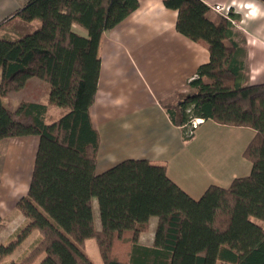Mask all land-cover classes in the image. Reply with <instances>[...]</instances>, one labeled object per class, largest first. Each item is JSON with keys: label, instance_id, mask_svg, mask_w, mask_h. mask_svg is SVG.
Returning <instances> with one entry per match:
<instances>
[{"label": "trees", "instance_id": "1", "mask_svg": "<svg viewBox=\"0 0 264 264\" xmlns=\"http://www.w3.org/2000/svg\"><path fill=\"white\" fill-rule=\"evenodd\" d=\"M162 2L177 11L176 30L209 51V60L164 108L170 121L183 131L192 117L252 128L243 151L250 172L225 187L209 185L197 199L168 177L161 162L128 159L96 174L99 135L89 108L101 36L138 1L27 0L0 20H40L29 34L0 38V140L37 135L38 144L28 193L16 202L25 222L0 243V262L36 230L28 252L8 264H33L40 256L37 264H95L82 249L87 238L95 239L102 264H264V225L257 222L264 224V83L241 81L244 51L232 22L239 15L230 10L229 18L211 19L201 0ZM31 77L49 84V105L66 109L56 119L46 122L45 103L21 102L12 109L2 103ZM151 217L153 239L144 244Z\"/></svg>", "mask_w": 264, "mask_h": 264}, {"label": "crops", "instance_id": "2", "mask_svg": "<svg viewBox=\"0 0 264 264\" xmlns=\"http://www.w3.org/2000/svg\"><path fill=\"white\" fill-rule=\"evenodd\" d=\"M20 1L27 0H0V20L20 8ZM137 1L129 15L101 36L96 95L89 108L90 121L99 135L95 173L128 159L161 162L168 177L197 199L209 185L225 187L233 178L250 172L251 163L243 151L254 130L206 119L190 138H184L183 127L173 124L164 108L185 89L197 67L209 60L208 47L176 30L177 11L166 8L162 0ZM201 1L209 7L211 19L228 17L216 13L215 5L239 15L232 22L244 51L241 81L264 83V0ZM76 32L85 34L82 28ZM37 144V135L0 140L2 220L15 211L16 200L28 193ZM20 171L29 178L27 188L19 194L13 186L19 176L8 173ZM16 212L18 224H22L25 218ZM141 239L150 244L144 235Z\"/></svg>", "mask_w": 264, "mask_h": 264}, {"label": "rangeland", "instance_id": "3", "mask_svg": "<svg viewBox=\"0 0 264 264\" xmlns=\"http://www.w3.org/2000/svg\"><path fill=\"white\" fill-rule=\"evenodd\" d=\"M20 3L23 5L25 2L20 1ZM216 7L221 8V9L218 10V9H216ZM223 8H224L223 6H217V5L213 6V10L216 13H220ZM229 16L226 18H229ZM39 27H40V20L39 19H34V20L28 22V21L23 20L20 17H14L13 19L6 21L0 25V38L10 39V40L16 39L18 37H22L25 34H29V33L33 32L35 29H37ZM79 28H81V27H79L78 25L73 26V29L75 31L79 30ZM48 92H49V84L47 82H44V81H42L36 77H31L25 82L24 87H22L21 89H19L17 91H11L4 98H2V103L10 109L15 108L21 102L36 101V102H40V103H45L48 106V112H47L48 117L46 118V122H50V121L56 119L57 117H59L63 112L66 111V109L61 108V107H57L55 105H49L47 103ZM189 121H190V119H189ZM202 121H200L197 124V126ZM188 125H189V122H188ZM197 126L193 129H196ZM188 128H189V126H188ZM192 132H194V130H192ZM247 162L250 163L249 160H247ZM14 174L16 176H19V181H18L17 185H13V186H17L15 192L20 194V193L24 192L25 189L27 188L29 175L28 176L24 175V173L22 171H20L18 173L17 172H12V173L9 172L8 173V175L11 177L14 176ZM9 184H10V182L6 183V186L4 187L5 191L9 189ZM8 208H10V207H7L6 209H8ZM15 212H16V209H15V211L11 210L10 213L8 214V218L5 220H2L0 218V243H7L10 239V235L14 231H16L20 227H22L24 222H25L24 221V222H22V224H18L16 215H15L17 212L16 213ZM92 216H93V221H94L96 229H100L98 205H97L96 199L92 200ZM11 219H13L14 222H10ZM257 222L264 225L262 222H260L258 220H257ZM155 224H156V218L151 217L148 221V228L143 234L146 237V241H145L146 243L152 242ZM38 237H39L38 232L36 230H33L24 239V241H22L8 256H6L0 262V264H8L11 261H18L19 259H21L28 252V250L31 248V246L35 243V241L38 239ZM82 249L84 250L86 255L89 257V259L93 263L102 264V261H101L100 255L98 253L97 245H96L94 238L85 239L83 241ZM41 258H42V256H40L33 264H37Z\"/></svg>", "mask_w": 264, "mask_h": 264}, {"label": "built area", "instance_id": "4", "mask_svg": "<svg viewBox=\"0 0 264 264\" xmlns=\"http://www.w3.org/2000/svg\"><path fill=\"white\" fill-rule=\"evenodd\" d=\"M216 9L219 10V9H221V8L216 7ZM228 11H229V8H228V7H224V8L222 9L221 13L224 12L223 14H224L225 16H227V15H228ZM202 120H203L202 118H197V117H192V118H190V121H188V122H189V125H188V122H187V124H186V126H185V130H184L185 135H186V136L192 135V134H193L192 130H194L193 128H195V127L197 126V124H198L200 121H202ZM188 126H189V128H188Z\"/></svg>", "mask_w": 264, "mask_h": 264}]
</instances>
